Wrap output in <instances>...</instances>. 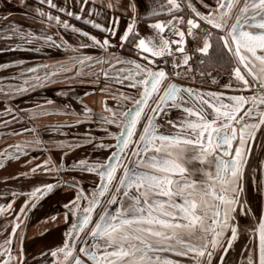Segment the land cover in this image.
<instances>
[{
	"label": "snow or ice",
	"instance_id": "snow-or-ice-1",
	"mask_svg": "<svg viewBox=\"0 0 264 264\" xmlns=\"http://www.w3.org/2000/svg\"><path fill=\"white\" fill-rule=\"evenodd\" d=\"M88 2L80 0V11L73 12L67 3L58 7L54 0H40L69 17L84 19L104 34L102 39L42 7L35 12L45 23L55 21L90 43L73 45L63 36L57 43L53 35L25 32L15 24L5 29L25 44L42 41L49 49H63L71 55L20 67L11 77L19 82L0 84V92L15 96L61 80H75L111 93L114 103L110 105L106 98L100 112L79 97L81 110L63 105L67 114L80 117L72 125L95 123L108 140L88 131L67 143L52 142L53 146L64 155L65 149L85 146L109 154L96 159L90 152L73 160L72 168L92 176L87 190L80 181L60 175L64 156L59 163L48 157L29 168L34 175L56 172L57 176L29 191L13 190L7 204H0V216L5 219L0 228L4 236L0 264H28L29 259L32 264H230L227 254L242 240L249 243L244 244L240 264H264V0H199L200 7L194 0H165L156 3L159 11L150 12L149 17L166 13L170 19L149 23L151 34L147 35L138 29L135 3L128 5L133 16L120 30L118 17L105 24L82 16ZM116 7L119 4L109 0L101 3L99 11L94 5L87 12L100 16ZM88 48L98 49L99 54H85L83 50ZM125 49L132 55L119 54ZM12 64L22 66L25 61ZM9 66L0 64V69ZM197 70L201 79L212 84H217L218 75H226L228 82L222 88L237 94L205 91L202 85L180 82L194 81ZM57 95L69 93L60 90ZM53 103L45 101L48 106ZM179 109L178 122L169 118V113ZM21 111L6 107L0 114L10 120H0V124L7 127L24 115L48 114L40 104L24 110V115ZM158 118H167L174 131L161 132ZM113 125L116 131L110 130ZM24 132H36V128H21L20 133L9 130L4 135ZM43 143L37 137L7 145L0 151V162L18 160ZM256 148L260 159L251 167ZM194 161L201 166H191ZM249 180L256 188L255 196L246 188ZM65 185L75 192L62 205L65 230L61 241L44 245L29 257L21 227H26L29 209L37 208ZM18 195L24 199L15 211ZM253 200L258 202V211ZM59 215L46 219L55 226ZM17 236L20 243L14 247Z\"/></svg>",
	"mask_w": 264,
	"mask_h": 264
},
{
	"label": "crops",
	"instance_id": "crops-1",
	"mask_svg": "<svg viewBox=\"0 0 264 264\" xmlns=\"http://www.w3.org/2000/svg\"><path fill=\"white\" fill-rule=\"evenodd\" d=\"M109 0H89L88 4L85 5L84 10L81 12L82 16H87L90 19H93L96 23H105L107 24L113 16L119 18V28L122 30L126 27L127 23L133 16V11L128 7L130 3H135L136 5V19L137 26L141 34H151V30L148 28V24L154 21L155 19H161L160 15L149 17V13L153 11H159L156 8V3H164L165 0H111V3L116 5L119 4V7L114 9L105 10L103 15L96 16L95 14H89L87 12L88 8H91L95 5L96 9L100 10L101 3L107 4ZM183 2V0H182ZM197 3V6L200 7L199 0H194ZM54 3H57L58 7H63L65 3L70 5V10L73 12L80 11V0H54ZM37 7H42L45 12H51L53 16L59 15L61 19H67L71 25H74L82 31L89 32L90 35H96L98 38H103V33H98L84 24L78 23L75 17H69L66 13H61L57 9H51L49 6L45 4H41L40 0H24L23 4L21 0H0V61H3L2 64L6 63L11 65L12 62H8L9 60H23L25 61L24 67H30L33 64L37 63H50L54 60H62L66 56L71 55V53H64L63 49H49L46 45H43L42 41H33L31 45L25 44L23 40L17 38L14 35H11L10 32H6L5 29L7 26L11 24H15L19 26L23 31L27 32L32 30L35 34H50L53 35V38L57 40V43L60 42V37L63 36L69 43L75 45L79 42L90 43V41L83 37L80 34L71 33L70 29H63L60 26H57L55 21L44 22L45 18L40 17L36 14L35 9ZM188 15V13H186ZM159 16V17H158ZM6 17V18H5ZM80 21L85 22L84 19H80ZM88 24V23H86ZM91 25V24H89ZM92 26V25H91ZM17 44L20 45L17 48ZM39 47V51L35 49ZM85 54L88 55H98L99 50L95 48H88L83 50ZM126 55L125 51L122 53ZM25 55V56H24ZM135 57V56H134ZM143 62V61H142ZM96 67H99L98 65ZM3 70H6L3 68ZM12 70V75L14 69ZM70 86H67V89L61 88L60 90L67 91L69 93L68 96L63 97L54 93L56 90H52V86H45L42 90L36 93L27 92L23 94L16 95L20 96L19 98L13 100L11 103L3 101L0 99V113L6 107H11L15 109V107L22 110L21 115H24V110H31L32 107L36 103H41L49 99H53V95L59 97L58 100H62L63 98L68 99V101L72 102V96L78 93L84 94V92L100 91L99 87L90 83L80 84L77 81H68ZM102 86V85H101ZM57 88V87H56ZM95 88V91L93 89ZM37 93L44 94V101L34 102L32 101V96ZM101 93V91H100ZM104 100L107 98L108 102H111L112 98L109 93L103 92ZM107 94L109 96H107ZM46 97V98H45ZM71 97V99H70ZM12 98H15L14 96ZM12 98H10L12 100ZM92 99L91 97H85L84 101ZM18 102V106H16ZM91 102V101H90ZM88 101V105L93 108H102V106H94L93 103ZM15 104V107H14ZM15 113H13L14 115ZM47 117H44L46 120ZM52 119V117L50 118ZM0 120L8 121L10 117L4 116L0 114ZM11 126L14 124L10 123ZM23 126H27V124H22ZM3 124H0V151L8 145L9 143L16 144L15 138L13 135L5 136L4 133L10 130V126H7V129ZM13 131V130H11ZM25 141L32 140L33 134L28 133L23 135ZM32 138V139H31ZM29 160L31 163L25 164V161ZM42 160H37L36 156L30 154L27 157L20 158L18 160H10L0 169V204H7V202L11 199L10 193L14 190L17 193L29 191L32 186L35 184L44 181L49 182L45 173H37L32 174L29 172V168L34 167L35 164L41 163ZM21 173H28L26 176H21ZM75 189L70 186H62L55 196H51L50 198H45L42 202L39 203V206L35 209H29L28 212V221L25 226H21L24 229V248L25 251L29 254V257L38 253V251L44 246H55L61 241L62 234L65 230L64 221L62 218L63 208L62 205L68 199L72 198ZM5 193H9V195H5ZM24 197L17 196L14 202V210L18 211L19 206L23 203ZM60 213L58 216V221L55 226H52L47 221L46 217H50L52 215H56ZM8 219H11L10 217ZM5 223V219L3 216H0V228ZM10 231V229H8ZM4 239L3 235H0V241ZM20 243V239L17 236L15 238V244L18 245ZM15 254V253H14ZM28 264H32V260L29 259Z\"/></svg>",
	"mask_w": 264,
	"mask_h": 264
},
{
	"label": "flooded vegetation",
	"instance_id": "flooded-vegetation-1",
	"mask_svg": "<svg viewBox=\"0 0 264 264\" xmlns=\"http://www.w3.org/2000/svg\"><path fill=\"white\" fill-rule=\"evenodd\" d=\"M126 55H130V54H126ZM132 58H137V57L133 56ZM34 65H36V64H33L30 67H32ZM20 67H24V66L11 64L8 68L10 70H11V68L14 69L12 76H15L19 72ZM2 70L0 69V72ZM93 70H95V69H93ZM17 82H19L18 78L16 80L12 79V83H17ZM3 83H5V82L2 79H0V84H3ZM47 86H52V90H56L53 92V94H54V93L59 92L61 88H64L66 90L67 86H70V85L68 84V81L61 80L56 84L47 85ZM44 87H37L35 89L29 90L28 92L31 94L36 93V92H39L40 90H42ZM28 92H27V94H28ZM231 93H233V92H231ZM109 95L111 97V93H109ZM53 96L54 97H53L52 101H54V103L51 106L45 105L44 102H41V103L38 102V101H44L45 100L43 93H37L34 96H32V101L38 102L36 104L44 105L47 108V110H48L47 115H34L31 118L24 115V119L19 120L17 123H14L13 126H11L10 124L8 126L11 127L10 130H13L17 133H20L21 128H33V127H35L36 132H24V133L19 134V135H13L12 137H14L16 139L15 143H20V144L24 143L25 139H24L23 135L28 134V133L33 134V137H32L33 139L31 138L32 140L39 137L44 143L42 145H40L39 147L34 146L30 150L29 155L32 154V155L36 156L37 160H42V159L44 160L48 157H51V160L53 163H59L61 156H64V160H63L64 171L61 172L60 175L64 179H75V180L80 181L81 185L83 187H85V189L87 190L88 188L91 187L92 176L90 174L81 173L79 171V169L72 168L71 164H72L73 160L80 159L90 152L92 153V156L94 158L103 159L109 154V152L107 150H100V149H96L95 151H93L90 146H85L82 148H74L71 151H67V149H65L64 151L67 152V155H64V152H62L60 149L55 148L53 146L52 142L64 141L65 143H67V142L73 140L74 138L79 139V137L81 135H83L85 132H88V131H90L91 134L96 136V137H105L106 140H108V137H106V135L102 131V129L98 128L95 123H83L80 125H72L71 124L72 121H74L75 119H78L80 117L74 116L71 114H67L63 105L67 104V105H70V107L72 109H76L77 111L81 110L82 106L79 102V99L83 100V98L85 97L84 94L78 93L76 95H73L72 99L70 97L72 102L68 101L69 98L68 99L63 98L62 100H58L59 99L58 96H56V95H53ZM7 97L8 98L5 97V92H0V99L3 101H6L8 103H11L13 100L19 98L20 96L16 97V95H15L14 96L15 98H12L13 96H7ZM77 97H79V99H77ZM10 98H12V100ZM108 103L111 105L114 103V101L111 100V102H108ZM85 104H87V103H85ZM16 106H18V102H17ZM88 106L91 107L96 112L103 111V108H104V104H103L101 109L100 108H93L90 105H88ZM14 107H15V104H14ZM15 109H19V108L15 107ZM32 109H33V107H32ZM8 117H10V116H8ZM44 117H47L46 120L44 119ZM51 117H52V119H50ZM24 123L27 124V126H23L22 124H24ZM57 128H58V130H56ZM5 129H7V127ZM110 130L116 131L117 129L113 125V126H111ZM7 144L10 145L9 143H7ZM41 148H43L45 150L41 151L40 150ZM27 156H22L21 158H24ZM259 159H260V150L258 148H256L253 150V155L250 157L251 167H256ZM7 162H9V160H4V161L0 162V169L2 167H4V165H6ZM191 166L200 167L201 165L198 161H194ZM195 175L197 177H199L201 174L196 173ZM46 176L48 177L47 179L49 180V182H52L56 178L57 173L56 172L47 173ZM246 188L250 190V192L253 196H255L256 188L251 184L250 180L247 181ZM252 204H253L254 209H256L258 211L259 210L258 202L256 200H253ZM247 243H249V241H247V240L238 241L237 245L233 249L230 250V252L227 254L230 264H240V261L243 258V253L245 251L244 244H247Z\"/></svg>",
	"mask_w": 264,
	"mask_h": 264
},
{
	"label": "built area",
	"instance_id": "built-area-1",
	"mask_svg": "<svg viewBox=\"0 0 264 264\" xmlns=\"http://www.w3.org/2000/svg\"><path fill=\"white\" fill-rule=\"evenodd\" d=\"M167 19H170V17L168 15H166L162 20H167ZM165 32L167 33V29L165 30ZM204 33L202 32L201 33V36H203ZM159 59V58H157ZM196 67V65H194V68ZM198 71L197 70L194 74L196 75V79L194 81H184V80H181L180 82H183V83H186V84H190V85H202L203 88H206V89H211V90H218V91H226V92H232L231 89H227V90H224L222 88V85L224 83H227V76H220L218 75L217 76V84H212L210 80H207V79H201L199 77V74H198Z\"/></svg>",
	"mask_w": 264,
	"mask_h": 264
},
{
	"label": "rangeland",
	"instance_id": "rangeland-1",
	"mask_svg": "<svg viewBox=\"0 0 264 264\" xmlns=\"http://www.w3.org/2000/svg\"><path fill=\"white\" fill-rule=\"evenodd\" d=\"M186 15V14H185ZM166 16V15H165ZM164 16V17H165ZM164 17H162V19L164 18ZM25 56V55H24ZM14 60H9L8 62H13ZM2 62L3 61H0V64H2ZM7 63V62H6ZM5 69V68H4ZM12 69V68H11ZM2 70V69H1ZM11 77H13L12 76V70H10L9 68H6V70H2L1 72H0V78H8V79H6V80H3L5 83H12V79H11ZM216 91H218V90H216ZM103 92H101L100 93V91H96V92H91L89 95H88V97H91L92 99H88V100H86V102L85 103H87L88 104V101L90 102V103H93V105L94 106H98V107H100V106H103V104H104V102H105V100H104V98H103ZM107 96H109L108 94H107ZM5 97L6 98H8L7 96H6V93H5ZM85 97H87V96H85ZM84 97V98H85ZM84 98H83V100H84ZM172 126V125H171Z\"/></svg>",
	"mask_w": 264,
	"mask_h": 264
},
{
	"label": "water",
	"instance_id": "water-1",
	"mask_svg": "<svg viewBox=\"0 0 264 264\" xmlns=\"http://www.w3.org/2000/svg\"><path fill=\"white\" fill-rule=\"evenodd\" d=\"M183 83V82H181ZM188 86H192L190 84H188ZM205 91H216V90H211V89H206V88H203ZM226 94H237V93H231V92H226ZM187 106V105H186ZM182 112V109H179V110H173L171 113H169V118H172L174 119V121H179V119L181 118L180 117V113ZM159 124H161V128H160V131L165 133V134H168V133H171L174 131L173 127L171 125H169L167 123V118H165L164 120H160L158 118V121H157Z\"/></svg>",
	"mask_w": 264,
	"mask_h": 264
},
{
	"label": "trees",
	"instance_id": "trees-1",
	"mask_svg": "<svg viewBox=\"0 0 264 264\" xmlns=\"http://www.w3.org/2000/svg\"><path fill=\"white\" fill-rule=\"evenodd\" d=\"M165 15H167L166 13H163V14H161L160 16L161 17H164ZM159 17V16H158ZM78 23H80V24H84L86 27H88V28H90V29H92V30H94V31H96V32H98V33H101V31L100 30H98V29H95L94 27H92L91 25H89V24H86L85 22H82V21H80V20H76ZM126 53H128V54H130V55H132L129 51H128V49H125L124 50Z\"/></svg>",
	"mask_w": 264,
	"mask_h": 264
}]
</instances>
